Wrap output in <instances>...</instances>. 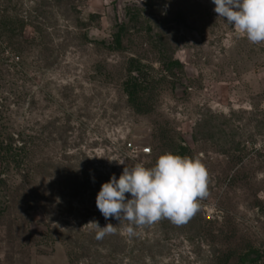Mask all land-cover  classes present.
<instances>
[{"label":"rangeland","instance_id":"rangeland-1","mask_svg":"<svg viewBox=\"0 0 264 264\" xmlns=\"http://www.w3.org/2000/svg\"><path fill=\"white\" fill-rule=\"evenodd\" d=\"M214 7L0 0V126L30 149L23 168L0 159V264H236L248 254L264 264V45ZM119 22L125 50L111 52ZM150 39L173 48L185 75L139 115L122 82L129 56L155 60ZM171 142L204 163L210 195L187 224L164 219L129 238L101 215L97 193L127 164L153 166ZM90 221L117 232L98 241Z\"/></svg>","mask_w":264,"mask_h":264},{"label":"clouds","instance_id":"clouds-1","mask_svg":"<svg viewBox=\"0 0 264 264\" xmlns=\"http://www.w3.org/2000/svg\"><path fill=\"white\" fill-rule=\"evenodd\" d=\"M217 18L224 20L253 45H264V0H212ZM106 158V157H100ZM125 165V160L107 158ZM209 172L197 157L165 152L155 164L125 165L117 179L113 174L96 196V207L105 220L125 225L131 238L137 229L168 220L176 226L187 224L201 209L209 193ZM130 194V198L126 196ZM95 239L115 234L117 226L90 221Z\"/></svg>","mask_w":264,"mask_h":264},{"label":"trees","instance_id":"trees-1","mask_svg":"<svg viewBox=\"0 0 264 264\" xmlns=\"http://www.w3.org/2000/svg\"><path fill=\"white\" fill-rule=\"evenodd\" d=\"M148 31L151 34V28H148ZM127 33L126 24L117 23L115 32L111 36V42L107 44V49L111 52H123ZM148 45L155 52V60H150L138 53L129 56L125 64V77L122 82L123 93L127 98L128 105L139 115L152 113L162 94L176 90L179 85H182L185 75L183 64L174 58L173 48L169 44L167 45L163 40L153 41L150 39ZM154 63H158L160 68H156ZM1 117H3L2 111L0 112ZM3 129L6 131L5 126H0L1 163L8 166L9 163H12L15 168H23L30 152L24 133L6 132L4 135ZM4 137L8 138L4 141ZM7 140L9 141L6 144ZM15 140H18L21 145H16ZM172 143L170 145L163 144V146L169 147L172 153L181 156L189 155L190 150L187 146ZM1 177L2 174L0 175V187L4 184ZM249 256V254L246 255L242 262L236 264H257L255 260H248ZM229 263L230 258L226 261V264Z\"/></svg>","mask_w":264,"mask_h":264},{"label":"built area","instance_id":"built-area-1","mask_svg":"<svg viewBox=\"0 0 264 264\" xmlns=\"http://www.w3.org/2000/svg\"><path fill=\"white\" fill-rule=\"evenodd\" d=\"M144 154H149L150 153V149H145L143 150Z\"/></svg>","mask_w":264,"mask_h":264}]
</instances>
